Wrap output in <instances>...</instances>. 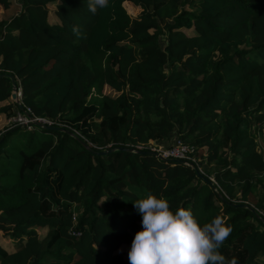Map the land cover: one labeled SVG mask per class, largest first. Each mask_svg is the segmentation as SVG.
Returning <instances> with one entry per match:
<instances>
[{"label": "trees", "instance_id": "obj_1", "mask_svg": "<svg viewBox=\"0 0 264 264\" xmlns=\"http://www.w3.org/2000/svg\"><path fill=\"white\" fill-rule=\"evenodd\" d=\"M2 8L0 264H129L142 227L134 201L149 191L201 224L224 217L226 260L264 264V0ZM12 79L55 124L9 126ZM20 128L11 160L3 146ZM175 134L200 147L205 171L148 145Z\"/></svg>", "mask_w": 264, "mask_h": 264}, {"label": "clouds", "instance_id": "obj_2", "mask_svg": "<svg viewBox=\"0 0 264 264\" xmlns=\"http://www.w3.org/2000/svg\"><path fill=\"white\" fill-rule=\"evenodd\" d=\"M95 14L108 7L109 0H87ZM79 36V30L73 28ZM142 216V227L128 252L129 264H237L236 258L226 260L219 251L231 234L224 217L217 215L201 224L191 209L175 210L161 193L146 192L134 201Z\"/></svg>", "mask_w": 264, "mask_h": 264}, {"label": "built area", "instance_id": "obj_3", "mask_svg": "<svg viewBox=\"0 0 264 264\" xmlns=\"http://www.w3.org/2000/svg\"><path fill=\"white\" fill-rule=\"evenodd\" d=\"M17 95L14 98L17 105L16 111L8 119L9 126H24L27 129H33L35 125H53L55 121L49 117L36 115L33 113L30 106H27L22 101L21 87L16 88ZM21 106V108H20ZM176 136V135H175ZM149 147L156 151L159 157L162 158H177L186 164H191L197 167L201 172L202 165L204 164L205 158L200 153V147L184 141L178 136L174 137L173 140L167 145H151V142L148 144ZM143 143H137L135 147L142 148ZM214 181L213 177H210ZM75 217V214H74Z\"/></svg>", "mask_w": 264, "mask_h": 264}, {"label": "rangeland", "instance_id": "obj_4", "mask_svg": "<svg viewBox=\"0 0 264 264\" xmlns=\"http://www.w3.org/2000/svg\"><path fill=\"white\" fill-rule=\"evenodd\" d=\"M7 0H0V19L3 17V14L6 15L8 12H6L2 7L4 5V3L6 2ZM15 3L19 4V0H15ZM125 6L126 8L128 9V11L131 13V14H135L137 12V10L133 7L132 4L128 3V2H125ZM16 7H19L18 5ZM104 92L106 93H110V94H116L117 92L114 91L112 88H110L109 86H105L104 87ZM16 107L14 109V112L16 111ZM6 127L3 126L2 129H4ZM24 131L22 128H20L19 130H17L13 135H9L7 136V140H6V144L3 146V148L5 149L6 153L7 154H10V158H11V155L12 153L17 152V150L20 149V145H22V141L24 140V137H22V139L19 140L20 138V135L23 134ZM176 135V134H175ZM175 135H172L169 139H168V142L167 143H162L163 145H167L168 143H170L174 137H176ZM263 141H264V135L262 133H258L257 135V142H258V145L261 146L263 144ZM159 143V142H158ZM157 142L155 141H152L151 142V145H154L156 146L158 144ZM12 147H14V149H12ZM19 154V153H18ZM17 154H14V156H12L11 160H14L15 156ZM205 161H204V164L202 165V171H205ZM261 190V185H258L256 188H255V192L256 194H258V192ZM256 194L254 193H251L250 196H249V202L251 203H255L256 201ZM38 230L39 232L41 233V235H43L46 231V227H38Z\"/></svg>", "mask_w": 264, "mask_h": 264}, {"label": "water", "instance_id": "obj_5", "mask_svg": "<svg viewBox=\"0 0 264 264\" xmlns=\"http://www.w3.org/2000/svg\"><path fill=\"white\" fill-rule=\"evenodd\" d=\"M12 85H13V92H12V98H15L16 97V95H17V92H16V83H15V81H14V79H12ZM84 142V141H83ZM85 143V142H84ZM85 145H87L86 143H85ZM111 149H106V150H104L103 152H108V151H110ZM155 152V154L158 156V154H157V152L156 151H154ZM173 159H175V160H180V159H177V158H173ZM181 161V160H180ZM194 166V165H193ZM244 206H249V207H252L251 205H249V204H243ZM252 209H254L253 207H252Z\"/></svg>", "mask_w": 264, "mask_h": 264}, {"label": "crops", "instance_id": "obj_6", "mask_svg": "<svg viewBox=\"0 0 264 264\" xmlns=\"http://www.w3.org/2000/svg\"><path fill=\"white\" fill-rule=\"evenodd\" d=\"M168 142V140H164V141H160L159 143H158V145H163L162 143H167Z\"/></svg>", "mask_w": 264, "mask_h": 264}]
</instances>
